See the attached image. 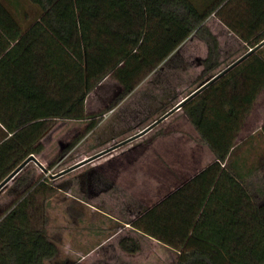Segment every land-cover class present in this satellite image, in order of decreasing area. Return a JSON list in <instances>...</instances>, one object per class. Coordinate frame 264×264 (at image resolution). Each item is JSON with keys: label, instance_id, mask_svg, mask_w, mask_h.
<instances>
[{"label": "trees", "instance_id": "1", "mask_svg": "<svg viewBox=\"0 0 264 264\" xmlns=\"http://www.w3.org/2000/svg\"><path fill=\"white\" fill-rule=\"evenodd\" d=\"M225 1L0 0V120L8 130L0 144V183L43 151L51 120L86 118L88 96L111 73L124 86L115 107L196 35L208 48L202 75L210 80L221 65L218 37L207 24L213 14L252 48L261 43L264 0H240L241 10L227 7L232 0L222 6ZM263 90L258 49L182 107L214 160L131 222L176 250L173 264H264V202L226 167ZM96 126L92 119L86 132ZM56 194L47 180H33L3 213L0 264H46L57 256L47 230V203ZM120 246L140 250L132 237Z\"/></svg>", "mask_w": 264, "mask_h": 264}, {"label": "rangeland", "instance_id": "2", "mask_svg": "<svg viewBox=\"0 0 264 264\" xmlns=\"http://www.w3.org/2000/svg\"><path fill=\"white\" fill-rule=\"evenodd\" d=\"M27 9L33 16V9ZM210 25L221 52V65L214 76L252 47L232 30ZM260 50L264 53V46ZM207 53L205 42L192 35L117 106L113 104L124 86L117 74L111 73L88 96L86 118L50 121L51 127L41 140L44 149L35 154L36 161L0 190L1 217L33 180H47L57 188L47 203V230L59 252L46 264L175 262L177 252L141 242L143 236L131 222L207 166L214 156L199 142L198 132L182 108L143 135L127 140L209 80L210 76L202 75ZM92 119L97 126L87 133ZM263 122L264 91L247 115L226 163L258 203L264 202ZM20 177L28 179L23 186ZM126 236L140 240L138 256L130 257L122 250L120 241Z\"/></svg>", "mask_w": 264, "mask_h": 264}, {"label": "water", "instance_id": "3", "mask_svg": "<svg viewBox=\"0 0 264 264\" xmlns=\"http://www.w3.org/2000/svg\"><path fill=\"white\" fill-rule=\"evenodd\" d=\"M262 46H264V40L259 43L256 47L250 49L246 54L241 56L239 59H237L234 63H232L230 66L226 67L224 70L220 71L216 75H214L210 80L205 82L200 88H198L196 91H194L192 94H190L188 97H186L183 101H181L174 109L169 111L165 116H163L161 119L156 121L153 125L148 127L145 131L139 133L138 135L128 139L127 141L133 140L134 138H137L144 133H146L148 130L153 128L156 124L161 122L163 119L171 115L173 112L181 109L185 103H187L189 100L200 94L202 91H204L206 88H208L210 85H212L214 82H216L218 79H220L222 76H224L228 71H230L232 68L240 64L242 61H244L249 55L256 52L258 49H260ZM31 161H36L35 154L30 155L25 161H23L6 179H4L0 183V190L7 185L11 180H13Z\"/></svg>", "mask_w": 264, "mask_h": 264}, {"label": "crops", "instance_id": "4", "mask_svg": "<svg viewBox=\"0 0 264 264\" xmlns=\"http://www.w3.org/2000/svg\"><path fill=\"white\" fill-rule=\"evenodd\" d=\"M228 0H226L223 4H222V6L227 2ZM232 9L233 8H236L237 10H241V9H244L245 7H246V3L244 2V1H234L233 3H232ZM229 9V8H228ZM213 18V19H212ZM212 22V23H211ZM207 24H208V26L210 25V24H212L213 25V27L214 26H224V27H226V28H228L229 29V27L219 18V17H217L215 14H213L212 16H210L208 19H207ZM211 26V25H210ZM187 41V40H186ZM263 47V46H262ZM97 89V88H96ZM95 89V90H96ZM264 91V90H263ZM263 91H261V92H263ZM261 94V93H260ZM259 94V95H260ZM259 97V96H258ZM258 99V98H257ZM123 101V100H122ZM121 101V102H122ZM257 101V100H256ZM255 101V102H256ZM120 102V103H121ZM119 103V104H120ZM251 112H252V110H251ZM167 118H169V116L167 117ZM192 124V123H191ZM193 125V124H192ZM263 126H264V122L262 123V125L260 126V131L262 132V134L264 135V131H263ZM194 127V126H193ZM7 133H8V130L6 129V127L4 126V124H3V122L0 120V144L4 141V139H5V136L7 135ZM12 134L11 133H9L8 134V136H11ZM213 154V153H212ZM230 156V155H229ZM229 158V157H228ZM214 160V159H213ZM213 160L210 162V163H212L213 162ZM209 163V164H210ZM208 164V165H209ZM207 165V166H208ZM206 167V166H205ZM204 167V168H205ZM203 169V168H202ZM201 169V170H202ZM201 170H199L198 172H200ZM197 172V173H198ZM196 173V174H197ZM194 176V175H193ZM192 176V177H193ZM191 178V177H190ZM181 185V184H180ZM180 185H178L176 188H174V189H172L170 192H168V194L165 196V197H167L170 193H172V192H174ZM164 197V198H165ZM164 198H162L161 200H163ZM161 200H159V201H161ZM158 201V202H159ZM256 201V200H255ZM134 229V228H133ZM134 230H136V229H134ZM138 233H140V235H142L143 237V239L141 238V242H151V243H153L156 247H159V245H160V247H162L163 248V246L164 247H167V248H170V247H168V246H166L164 243H162L161 241H159V240H157V239H155V238H153V237H151V236H149V235H147V234H144L143 232H141V231H139V230H136ZM126 237H132V236H126ZM126 237H124V238H126ZM132 238H135V237H132ZM135 239H137V238H135ZM139 242H140V240L139 239H137ZM141 242H140V248H141ZM170 249H172V248H170ZM174 250V249H173ZM175 252H177L176 250H174ZM125 252V251H124ZM128 256H130L131 257V255H136V256H138V254L140 253V250L137 252V253H135V254H131V253H127V252H125ZM178 253V252H177ZM178 257H179V253H178ZM178 257H177V259H178ZM177 259L175 260V262L177 261ZM174 262V263H175Z\"/></svg>", "mask_w": 264, "mask_h": 264}]
</instances>
